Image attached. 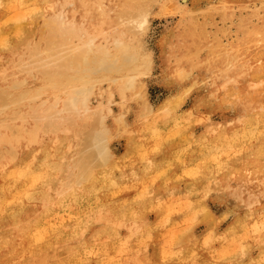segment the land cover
Returning <instances> with one entry per match:
<instances>
[{
	"label": "rangeland",
	"instance_id": "obj_1",
	"mask_svg": "<svg viewBox=\"0 0 264 264\" xmlns=\"http://www.w3.org/2000/svg\"><path fill=\"white\" fill-rule=\"evenodd\" d=\"M84 1L87 8L92 5L90 16L103 17L101 14L112 9L103 17L105 23L99 25L98 35L92 37L105 44L106 37L112 41L117 31L126 32L125 37L132 35V40H141L151 53L154 68L143 79L140 97L131 91L123 99L117 91L110 94L103 85V96L92 100L93 109L112 111L106 122L112 127L110 146L115 157L99 171L109 176L105 181L91 176L79 188L74 186L70 194L55 198L47 208L39 201L46 182L52 181L48 187L54 196L66 180L67 167L77 150L74 147L83 139L80 127L86 120L82 117L75 124H65L59 134L40 136L37 149L42 146L45 153L32 163L25 151L10 165L0 162V189L7 185L3 180L6 174L12 177L5 188V202L0 195L4 205L0 208V237L6 234L0 238V264H28L24 252L28 233H10L6 227V208L10 206L24 207L30 213L34 227L42 230L47 255L62 251L64 262L49 259L42 264H70L71 249L80 254L74 264H98L97 260L100 264H264V132H255L253 139L230 147L226 153L211 144L219 136L264 124V0H127L125 6L113 0L106 4L103 0ZM52 3L51 8L40 12L33 6L22 7L17 0L0 5V34L22 27L20 33L29 31L36 40L47 17L59 23L68 21L64 25L68 28V11L74 12L79 6ZM143 17L148 21L144 31L137 26ZM4 61L0 63L7 65ZM148 105L150 114L146 112ZM165 107L171 114L163 117L159 112ZM226 126L230 132H221ZM62 135L69 143L64 156H59L57 146ZM24 162L29 165V182L23 176V169L27 170ZM57 164L62 172L56 173ZM103 184L108 187L103 188ZM24 192L32 193V202L25 199ZM74 193L85 197V205L79 209L68 203V196ZM94 194L96 200L89 204V196ZM105 198L110 208L102 209ZM19 199L21 203H17ZM64 201L67 207L61 212L59 203ZM90 207L95 216L102 217L94 230L87 215ZM124 214L131 216L126 219ZM116 215L123 225L115 226L111 235L105 234ZM79 218L86 227L80 238L69 245L64 242L68 239L59 240L72 232V222Z\"/></svg>",
	"mask_w": 264,
	"mask_h": 264
},
{
	"label": "bare ground",
	"instance_id": "obj_2",
	"mask_svg": "<svg viewBox=\"0 0 264 264\" xmlns=\"http://www.w3.org/2000/svg\"><path fill=\"white\" fill-rule=\"evenodd\" d=\"M11 1L13 0H0V5L6 6ZM17 1H19L22 7H26V6L36 7V11L38 12L43 11L46 8L47 9L51 8L53 5L52 2L59 3L60 1H63V4H66L67 7H69L72 4L79 6L77 10L76 9L73 10L74 12L68 11L69 13L68 20L71 23V25L68 28L64 27V25L68 23V21L66 20H64V22L62 23L61 22L59 23L57 22L56 19L51 20L48 19V17L43 18L41 30L39 32L38 39L36 40L29 36L28 34L29 31L24 30L23 33H20L19 31L22 29V27L16 29H9L8 32H3V34H0V60L5 59L3 63L7 62V65H3L2 63H0V162L6 161L7 165H10L11 163L16 162V160L21 155V153L25 151L27 152L28 162L32 163V161L37 160L36 157H38L39 154H42V152H44V148L42 146L41 148L37 149L38 144L40 143L41 140L39 138L40 136L45 137V136L56 135V133L59 134L58 132H61V130H63L62 128L65 124H75V122L80 117L86 120V123L80 127L81 132H84L83 139H81V141L74 147L77 150L75 154L73 152L74 154L73 160L70 163V165L67 167L66 180L60 183L59 187L55 190L54 196L52 193H50V188L48 187L50 186L49 184L52 181L51 182L48 181L49 183L46 182L43 185L39 201L44 207H46L55 198L63 197L64 195L68 194L70 191L73 190L74 186L78 188L82 186L85 182H87L88 179L91 178V176H96V181L106 180L108 175H106L103 172L104 170L102 172L99 171L105 166H107L115 157V154L110 146V136L112 135V129H111L112 127L110 128L107 125L108 122H106L107 117L112 114V111L110 109H108L107 111L106 109L103 108L93 109L92 100L93 98L94 100H96L95 99L96 96H103V85L104 86L107 85L110 94H112L114 91H117L123 99H125L127 97V93L129 94V92L131 91L134 92L136 96L140 97L142 94L143 79L149 77L152 74L154 68V60L151 53L145 50V48L141 44L140 42L141 40L138 41L137 38H135V40H132L133 39L132 35H128V37H125L124 34L126 32L122 30L115 32V34L117 35L114 37V39H112V41H109L107 37L105 44H102L97 41L99 37L97 38L95 36L98 35L99 25L105 23L103 22L104 21L103 17L109 14L112 11V9H108L105 14H101L104 15L103 17L102 16L94 17L89 15L90 12H92V5L91 7L87 8V5H85L84 0H72L71 4L69 3V0H17ZM105 1H111V0H103V4L107 3ZM113 1H118L119 5L121 4V6L123 5L125 6L127 4L126 3L127 0H113ZM153 1L162 3L165 0H153ZM183 3H187V0H184ZM210 4H212V2ZM244 7L242 8L244 9ZM94 18H97L95 20V23H93ZM138 20H139L137 22L138 29L144 31L145 26L148 24L147 18L143 17L142 19H138ZM249 28H251V26ZM111 31L113 32L114 30ZM92 35L95 36L92 37ZM13 37H16V39ZM85 37H87L86 40L84 39ZM249 45L250 44H248V46ZM252 45L254 44L252 43ZM246 50L248 51V49ZM261 83H263V81ZM146 112L147 114L152 113V108L149 105L146 107ZM159 114L162 115L163 117H166L169 116L171 112L168 107H165L162 111L159 112ZM88 120H90V122H88ZM117 121H122V119L118 118ZM229 127L228 126L224 127L223 130H221V132H230L227 130L229 129ZM250 127L242 133H232V134L228 133V136L226 137L219 136L216 142L214 140V143L211 144L213 145L215 144V147L219 149L220 152L226 153L230 147H236L237 145H239V143L245 141L248 138L253 139L255 136V132H260V133L264 132V124L256 125L253 126L252 128ZM143 131L144 128L142 127L141 132ZM58 142H59L57 146L58 148L56 147L58 154L59 156L60 155L64 156L65 147L69 143V140L62 135L60 136ZM43 160H41V163ZM24 164L27 165V162H24ZM28 166L29 165L25 166L27 170L23 169V176H25L24 177L25 182H27L31 177L29 176L30 172L28 170ZM62 170L63 168L60 164H57L55 166L56 173L57 171L62 172ZM145 172H147V170ZM161 174H165V173L163 172ZM21 175L20 178L22 177ZM157 177L159 176L157 175ZM11 178H12L11 176L6 174V176L3 178L4 184L6 183L7 185H9L11 183L10 182ZM33 179L34 178H32L31 180L33 181ZM39 180L40 179H38V181ZM45 180L47 179L45 178ZM7 185L5 188L8 187ZM103 185H104L103 188L108 187L107 184H103ZM5 188L0 189V195L4 199V202L6 200ZM33 189L35 188L33 187ZM74 194L68 196V203L71 202L79 209L85 205L84 202L85 197L82 195L77 196L76 194L75 195ZM24 195L26 196L25 199H27V201H31L35 198L32 197L33 196L32 193L29 194L24 192ZM96 195L97 194L89 196L90 197L89 204H91L94 200H96L97 197ZM18 201L19 202L17 203H21L20 199ZM6 202L9 204L13 203V202L10 203L9 201ZM29 204L30 203H28V205ZM66 205H65V201L59 203V206L62 207L61 212L66 210L65 208ZM249 205L251 206V204ZM3 206L4 205L1 206L0 204V208H3ZM107 207L110 208V206H108V201H106L105 198L103 208L102 207L101 208L105 209ZM6 209H8L9 212L6 220L8 221V225L6 227H8L11 230L10 233H13V231L20 232L21 230H24L25 232L28 233L27 243L24 246L25 248L24 252L26 253L25 261H27L28 264H42L43 262L48 261L49 259L56 260L57 262L60 263L65 261L62 251L54 253L51 256L45 253L47 249V245L42 243V238H43L42 230H40L39 227H34V223H33L34 220L30 217V213H28L26 208L21 206H15V207L10 206ZM93 212H95V210ZM93 212H91V207L88 208L87 215L92 218L91 229L94 230L95 228L94 224H98L99 220H101L102 217L95 216V213ZM38 213L41 212L39 211ZM31 214H33L32 210H31ZM122 216L127 219L131 215L124 214ZM115 217L117 218L111 223H109L106 229L104 230L105 234L111 235L112 231L116 229L115 226H118L119 228L120 226L123 225V222H121L120 219L121 217L119 215H116ZM70 228H72V232L69 235L62 233L63 235L59 237V240H64V238L68 239V240H64V242L65 241L68 242V245L72 241L78 240L80 238L81 233L86 231V227L83 226V221L80 218L72 222ZM94 235H95L94 237H98L99 234H97V232H94ZM226 238L224 237V239ZM64 242H62V245ZM4 250L6 251L5 248ZM16 252L19 254L20 250L19 251L17 250ZM184 255L185 254H183V256ZM79 256L80 254L79 252L76 251V249H71L68 255L70 264L76 263L79 259ZM97 263L100 264V261L97 260Z\"/></svg>",
	"mask_w": 264,
	"mask_h": 264
}]
</instances>
